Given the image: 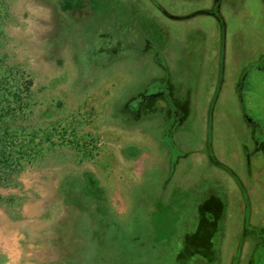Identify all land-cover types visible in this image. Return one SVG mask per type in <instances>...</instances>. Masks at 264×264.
<instances>
[{
	"label": "rangeland",
	"instance_id": "1",
	"mask_svg": "<svg viewBox=\"0 0 264 264\" xmlns=\"http://www.w3.org/2000/svg\"><path fill=\"white\" fill-rule=\"evenodd\" d=\"M117 1L0 0V75L12 89L32 81L27 108L11 123L27 139L35 134L39 148L0 186V264H264V28L256 22L263 3L228 7L241 17L232 31L254 46L237 70L240 103L228 91L222 58L213 67L218 42L209 15H195L171 35L174 25L160 14L122 0V15H146L154 53L168 35L166 59L154 61L123 26L131 20H120ZM119 41L121 52L111 51ZM178 77L185 91L226 99L205 115L200 100L193 119L173 130L172 115H156L153 100L150 119L118 116L144 85L151 93L167 78L178 85ZM241 135L260 148L256 164L242 162ZM213 190L223 219L209 243Z\"/></svg>",
	"mask_w": 264,
	"mask_h": 264
},
{
	"label": "flooded vegetation",
	"instance_id": "2",
	"mask_svg": "<svg viewBox=\"0 0 264 264\" xmlns=\"http://www.w3.org/2000/svg\"><path fill=\"white\" fill-rule=\"evenodd\" d=\"M129 1V6H132V10L134 11H140L144 14H146V12L148 14L150 13H158L161 15V18L166 19L167 23H172L174 26V29H171V35H179L180 34V27L184 26L185 24L187 25L188 23L191 22V18L194 17L197 14H206L209 15V17L211 18V20L213 21L214 25V34L216 35V42H218V46L215 49V52L213 53L212 51V55L215 58V66H213L216 70V67L219 66V63L217 64V60L219 61L220 58H222V66H223V74H225V81L228 83V91L231 92L232 97L234 98H239L238 100L240 101V103L243 101L242 99V95H241V91H242V84H241V75H239V73H237L238 70V66L241 65V62L243 61V65L245 63V61L243 60L244 54L245 52L247 53L249 50H251L252 47H248L246 44V41H244L243 39V33L239 32L240 30L237 29L235 31H232V25L233 23L237 22L238 15L236 13H234L232 11V15L229 13V9L228 7L231 5H235L236 3H238L240 5V8L242 7V2L243 0H144L146 1V3L148 5H146L142 0H128ZM263 3L264 6V0H260ZM133 2V3H132ZM135 2V3H134ZM197 2V3H196ZM125 3H123L122 0H118L117 1V6H116V10L118 11L120 20H131L130 25H128V21L124 22V27L129 31V29H133L134 32L132 34H134L136 37L138 36V39L140 41H142L146 47L142 46L140 49H145V50H149L150 54L152 55L154 61L156 58H159V56H163L164 59H166L167 54L166 53H161V51L165 52V49L168 50V47L166 45V38L168 35H164L162 38L164 39L163 44H161V51L159 52L158 50L154 53L151 50V46L154 45L153 44H149L148 39L152 40L149 37V34L151 32H153L152 28H148L146 26H144L145 21H146V15H144L143 17H136V14L134 13V11L130 10V9H126L127 12H124V15H122L125 6H123ZM237 4V5H238ZM139 9H138V7ZM264 7L261 8V17L259 15L258 19H257V23L260 24L259 26H261L262 28H264ZM224 11V13H223ZM122 12V13H121ZM233 13L236 15V17H233ZM148 16V15H147ZM141 18V19H140ZM240 21V20H239ZM123 22V21H122ZM121 22V24H122ZM136 23L137 25H133L134 23ZM233 22V23H232ZM227 23H228V27H227ZM232 23V24H231ZM231 24V27H230ZM124 28V30L126 31V29ZM230 28V29H229ZM150 29V30H149ZM228 29V34L229 37L227 39V37H224V34L226 36V32ZM239 30V31H238ZM118 34H121L118 30H117ZM168 32H166L167 34ZM151 36V35H150ZM234 36H236L237 38H234ZM225 39V42H224ZM120 40V39H119ZM157 40H153L152 42H155ZM158 42V41H157ZM190 43V41H188ZM142 43V44H143ZM188 43V44H189ZM225 44V47H224ZM114 46V45H113ZM123 44L119 41V45L118 47H114L113 49H111V51H115L117 50L118 52H121ZM130 46H135V45H130ZM155 46V45H154ZM139 46H136L134 48H136V50H139L138 48ZM111 48V47H110ZM109 48V49H110ZM156 48V47H155ZM157 49V48H156ZM249 53H247L248 55ZM261 56L264 57V52L261 54ZM250 57V56H249ZM242 59V60H241ZM248 59V58H247ZM164 63V61H163ZM201 63H202V69L204 67V64L207 63V56L202 55L201 56ZM217 64V66H216ZM163 65V64H162ZM166 65V63L164 64ZM245 68V66H243ZM165 69V66H164ZM244 71V70H243ZM205 76V75H204ZM172 81H175V77L174 76H170L169 77ZM169 78L166 79L165 82L158 84L156 90L154 92L151 93H146V85H144V87L139 90L136 95L137 98L139 100H137L136 102L132 103V105H129L127 103V101H130V99L126 100L125 103H123V105L119 108L117 114L118 116L120 115L121 117H123V120H128L129 118V123H139L143 120H147L150 119L158 114H162V116L165 117V113L166 110L167 112L169 111V114L172 115L170 118V122L172 120L171 126L169 125V123H166V126L169 127L171 130H173V128H181L180 125L183 124L186 121H190L191 119H193V117L195 116V110L197 109V106L199 105V101L202 100L203 102L207 103L206 106V110L205 113H203V115L206 114L207 110H208V105H209V114H212L211 109L216 108L217 103H221L224 102L226 97L222 96H213V95H205V96H197L195 93L193 92V90H189V91H185V87L184 84H182V81H180V78L178 80V85H175L176 83H172V81H169ZM144 91V92H143ZM236 91V93L234 92ZM167 95H171L172 96V101L173 104L175 106H173L172 104V108H168L167 107V99L169 101V98L167 97ZM133 96V95H132ZM132 98V97H131ZM207 99H209V101H207ZM222 100V101H219ZM153 100V103L155 104V109L160 110V112H156V115H150L148 114L147 110H151L152 109V104L153 103H149V101L151 102ZM171 101V100H170ZM154 109V110H155ZM152 111V110H151ZM126 117V118H124ZM163 117V120H164ZM132 118V119H131ZM166 121V119H165ZM244 124V123H243ZM132 125V124H131ZM249 128H247V126ZM244 126L249 129L252 130L254 129V124H252L250 121H246V124H244ZM212 129V128H211ZM240 132L242 134V131L245 129L240 126ZM205 130V129H204ZM187 128L185 127L183 132V136H185L186 138V142L187 139L189 138L188 133H186ZM172 134V132H171ZM206 134V132H205ZM241 139V147L239 148V156H241V158H243L242 162L247 166V164L251 165V164H256L254 162L257 161L258 157L256 155H260L259 153L261 152L260 148L257 145H253L252 142L250 141V144L252 145V149L249 148V145H247V141L245 136L241 135L240 136ZM188 143V142H187ZM201 152L203 151V153L205 154V158L206 161L207 160H211L212 159V153L210 154L208 152V148L205 145L201 146ZM262 154V152H261ZM214 157V156H213ZM237 160V161H235ZM236 157L235 159H233V162H239ZM253 161V162H252ZM224 165V163L222 164V166ZM227 169H229L231 175L227 174V176L231 179V181H236V183H239L241 180V177L237 176L233 170L231 169V167H228L227 165H224ZM224 167V168H225ZM225 168V170H226ZM232 177V178H231ZM234 177V178H233ZM235 179V180H234ZM94 181V179H93ZM218 191L213 190L211 191V197L214 199L219 200L218 199ZM208 212H212L213 217L211 218V225H210V238L212 239L213 236V241L211 242L209 240V243H213L216 239V234L218 233V230L220 228V223H222V219H223V214L221 212V204L218 203L217 201V207H214L213 209L211 208H207ZM217 228V229H216ZM216 232V233H215ZM213 247V245H212Z\"/></svg>",
	"mask_w": 264,
	"mask_h": 264
},
{
	"label": "trees",
	"instance_id": "3",
	"mask_svg": "<svg viewBox=\"0 0 264 264\" xmlns=\"http://www.w3.org/2000/svg\"><path fill=\"white\" fill-rule=\"evenodd\" d=\"M31 83L29 79L25 81L23 89H12L7 85L6 77L0 75V186L7 185L24 162L39 154L35 134L32 133L27 139L19 126L11 123L27 108L25 97L29 96ZM45 139L49 140V137ZM27 141L31 143L28 145Z\"/></svg>",
	"mask_w": 264,
	"mask_h": 264
}]
</instances>
